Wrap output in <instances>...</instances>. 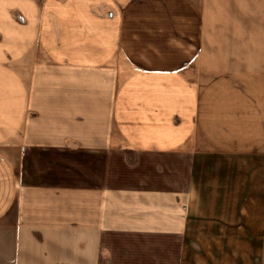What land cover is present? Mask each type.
<instances>
[{"label": "crops", "instance_id": "0c3cea01", "mask_svg": "<svg viewBox=\"0 0 264 264\" xmlns=\"http://www.w3.org/2000/svg\"><path fill=\"white\" fill-rule=\"evenodd\" d=\"M0 264H264V0H0Z\"/></svg>", "mask_w": 264, "mask_h": 264}]
</instances>
